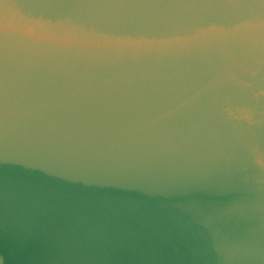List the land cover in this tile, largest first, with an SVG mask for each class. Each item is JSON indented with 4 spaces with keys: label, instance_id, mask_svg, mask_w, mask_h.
Segmentation results:
<instances>
[{
    "label": "water",
    "instance_id": "95a60500",
    "mask_svg": "<svg viewBox=\"0 0 264 264\" xmlns=\"http://www.w3.org/2000/svg\"><path fill=\"white\" fill-rule=\"evenodd\" d=\"M0 264H264V0H0Z\"/></svg>",
    "mask_w": 264,
    "mask_h": 264
}]
</instances>
